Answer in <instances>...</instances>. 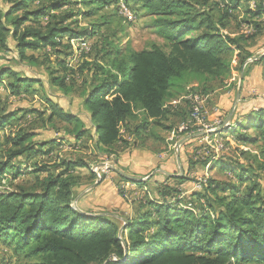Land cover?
<instances>
[{
  "label": "trees",
  "instance_id": "1",
  "mask_svg": "<svg viewBox=\"0 0 264 264\" xmlns=\"http://www.w3.org/2000/svg\"><path fill=\"white\" fill-rule=\"evenodd\" d=\"M121 1L135 14L130 0H0V50L10 52L12 40L22 61L34 62L36 52L46 51L45 62L71 67L73 42L91 41L109 24L92 22L80 29L76 28L80 27L77 19L94 18L106 8L119 15ZM133 1L156 17L153 27L163 39V46L152 44L141 51L127 48L122 53L101 36L96 43L97 62L84 88L82 106L88 121L46 99L48 121L57 119L73 125L72 133L79 141L88 135L87 125L91 123L96 148L108 154L123 141V129L139 136L148 129L150 120L159 124L170 115L166 105L175 99L172 89L198 79L228 86L234 70L241 72L256 56V49L249 43L262 33L264 23V0L230 1L229 10L238 9L244 1L255 3V9H247L245 23L256 33L235 37L222 33L227 28V12L215 21L212 6L207 11L199 10L206 8L209 0ZM51 53L58 56L55 61L49 57ZM105 61L109 65L105 66ZM254 66L264 67V57L248 64L245 76ZM58 79L54 77L51 82L57 84ZM35 84L42 82L23 77L13 68L4 67L0 72V88L12 95L30 92ZM187 107L177 112L180 121L189 119ZM35 113L43 117L46 112ZM21 117L17 112L0 109V184L9 179L15 182L25 174L18 159L31 160L50 152L44 149L49 145L33 142L34 133L18 126L12 130ZM235 126L236 130L228 132L231 137L236 135L237 142L264 146L263 109L244 115ZM7 127H12L10 132ZM210 161L191 162L190 169L198 164L207 167ZM88 163L64 162L66 172L42 179L39 173H47L48 168H35L32 174L37 175L39 190L18 186L0 192V247L40 260L33 264H264V184L254 180L256 173L237 164L242 170L235 174L234 162L214 160L210 168L233 173L238 181L228 185L208 179L189 197L195 210L188 208L189 201L182 198L179 186L190 177L179 178L178 187L171 186V178H166L168 182L156 184L162 199H143L130 217L123 215L130 214L126 208L113 213L121 214L125 225L101 211L106 203L98 202V207L91 209L79 204L78 209L87 215L76 209L75 191L79 186L65 175L77 168L91 170ZM101 176L96 189L104 181V174ZM90 178L95 183L96 174L91 172ZM151 181L122 182L147 189ZM119 189L115 187L116 196L123 201ZM90 194L81 200L87 201Z\"/></svg>",
  "mask_w": 264,
  "mask_h": 264
},
{
  "label": "rangeland",
  "instance_id": "2",
  "mask_svg": "<svg viewBox=\"0 0 264 264\" xmlns=\"http://www.w3.org/2000/svg\"><path fill=\"white\" fill-rule=\"evenodd\" d=\"M199 1L202 2V0ZM230 1L231 0H209L207 7L201 8L199 10L207 11L210 10V7L212 6L214 9L210 12L212 15H214L215 21H218L219 18L223 17L227 12L226 18H224L227 28L223 30L222 33L244 36H252L255 34V30L250 29L245 23L248 19L246 11L248 8H251L252 5L244 1L240 7H238V9L229 10L227 5H229V3L232 4ZM129 2V6L133 7L132 9H134L136 15L129 7L126 6L123 1H121L119 5V15H115L112 9L106 8L100 11V13H98V15L94 18L84 19L80 17L77 19L80 27L76 28L80 29L90 25L92 22H97L98 24H104L107 22L109 24L101 33L96 36L97 39L94 38L91 41L89 39L87 41L81 40L79 42H73L75 48L74 56L71 58V61H69L71 67H61L56 63H53L51 60V63L48 61L45 62L44 57H47L48 55L45 53L46 51L36 52L34 54V62L22 61L15 50V43L12 40L9 42L10 52L0 50V72L4 67L13 68L23 77L27 76L30 78H35L42 82V84H35L32 87L33 90L27 93L24 92L20 96L12 95L6 88H0V109H4L8 112H17L19 113V116H22L19 122H15V126H13V128L7 127L6 130L10 132L11 128L12 130H16L18 126L23 128V130L25 129L28 132H32L35 134L33 142L41 144L43 147L44 145H49L44 149H49L50 151L49 154H42L31 160H26V157L18 159V162L22 164L21 168L25 174L15 182H12L10 179L7 181L4 180L2 184H0V192H3L4 190H13L18 186L39 190V183L36 181L37 175L32 174L34 170L48 168L49 171L47 173H39L38 177L42 179L47 176L55 177L58 174L66 172V166H64V162H89L88 164L91 165V170L89 168V170L85 168H77L65 175L70 181L79 186L75 191V202L79 197L82 198L89 194L88 190L97 181L96 179L95 183L92 184L94 181L92 178H90V174L94 169H97V164L94 163L102 162L99 160V158H101L103 155V152H99V149L96 148V139L94 136L93 126L91 123L87 125L90 128V131L87 136L79 141L76 138V135L72 133L73 125L64 124L57 119L55 122L48 121L50 111H47L48 109L46 99L49 98L53 100L65 111L80 115L85 121H88V114L84 110L82 102L84 99L85 85H87L90 81V74L94 70L93 63L97 62V57H94L97 53V40L101 36L102 38L106 37L111 46H113L111 48H116L117 50L119 49L122 53L123 51H126L127 48L135 51H141L150 48L152 44L163 46V39L158 34V31L153 27V21L156 17L154 15L148 14L141 3H134L133 0H130ZM124 5L128 13L132 14V17L128 15L126 11H124ZM78 9H81V7H74V10ZM123 17L127 18L128 20L124 19ZM261 30L262 33L254 37L249 43L253 48L256 49V57L264 55V23ZM81 51H84L83 55ZM28 55L31 56V52ZM49 57H51L54 61L55 58H58L56 54L52 53L49 55ZM104 64L105 66L109 65L108 61H105ZM256 68H258V70H262V68L264 69L263 66H256ZM256 70L257 69H255V71ZM263 72L264 71H260L258 73L254 72V76L252 78L249 77L248 79H246L244 73L241 95L245 87L247 96L245 99H243V101L239 100L240 105H243L247 108H261L264 110ZM240 73L241 72L236 71V76L232 79V85L230 87H223L217 85L214 82H205L204 79L195 80L185 86L181 85L172 89V92L175 95V99L173 100L180 101L182 97L186 96L191 91L200 93L203 96H208L209 99L205 103L206 106L207 103L211 104V102L215 104L214 101H212L214 96H216L215 91L221 90L227 95V109H229L235 104L236 101V95L240 86ZM54 77L59 78L57 80L59 81L57 84L51 82ZM246 81L247 83H245ZM181 102L185 104V108L188 106V115L190 103L187 104V101L185 100H182ZM36 111L46 113L43 117H39L35 113ZM153 124L154 125L152 126V129H159L155 123ZM236 129L237 128L234 130ZM230 134L231 133L228 131L223 133L224 136ZM253 135L256 136L257 133H253ZM232 136L234 137L231 138L230 135V140H228L226 137L221 140L222 146L221 150L216 155V160L224 159L234 162L236 168H239L238 166H243L244 170L246 169L251 173H256L254 180L259 181L261 185L264 184V146L261 143L245 144L237 142V140L234 139L236 135ZM148 143L150 142L147 140L146 145H148ZM229 166L232 167L231 164ZM236 168H234L236 170L235 174L240 173L242 168H239V170ZM196 173L199 175H193V177H191L188 182L182 185L179 184L180 189L182 190V198L184 200L187 198V202L189 201L187 206L191 210H195L196 208L192 203V198L189 197L193 190L195 191V184L200 182V180L207 177L208 179L212 178L221 184L228 185L237 183L238 181L233 173L226 174L220 168L214 169V167H212L211 170L207 171L203 166L199 165ZM151 180V186L146 190L137 186V190L135 191L134 189L132 191H125L121 188L128 187V184L121 185V188L120 186H117V189L120 188L119 196L123 201L120 203V205H118L119 200H114L112 204L109 205L111 206L110 208L105 209L107 207H104L101 208V211L116 213L119 206H125V208L129 210L128 213L133 214L135 209L138 208V203L142 202L143 199H162L158 193V187L156 186V183H154V178H151ZM158 182L160 184L168 182V180H166L164 177H160ZM168 183L171 184V186L175 185V187H178V183L175 180L169 181ZM245 186L246 184L242 188ZM122 192L123 194H121ZM95 207H98L97 201L96 204L86 203L84 205V208L86 209ZM130 214L126 215L123 213L125 217L132 216V214ZM118 216L122 215L120 214ZM120 220L122 223H124L122 218H120ZM38 261H40L38 258H27L25 255L18 256L14 253L12 248H7L5 246L0 247V264H33Z\"/></svg>",
  "mask_w": 264,
  "mask_h": 264
},
{
  "label": "crops",
  "instance_id": "3",
  "mask_svg": "<svg viewBox=\"0 0 264 264\" xmlns=\"http://www.w3.org/2000/svg\"><path fill=\"white\" fill-rule=\"evenodd\" d=\"M250 4L252 5L250 9H254L255 3L252 2ZM231 36L235 37L238 35L231 34ZM236 65V62H234L235 67ZM255 69L257 70L255 71ZM260 71L262 72L263 68L262 70H258V68L254 66L249 70L246 79L249 77L252 78L255 74L254 72L258 73ZM235 74L236 71L234 70L233 78H235ZM231 83L232 80L227 87H230L232 85ZM245 83H247V81ZM215 92L216 96H214L212 100L215 104L211 102V104L207 103L205 106V114L210 121H213L216 118L223 119L225 121L230 120V124L235 126L236 124H240L242 122V117L244 115L261 109L247 108L243 105H240L239 103L234 111V105L227 109L228 101L226 93H223L221 90H217ZM246 93L247 92L244 87L240 101L245 99L247 96ZM174 101L175 100L172 102ZM170 103L171 102L168 103L166 108L171 112L170 115L172 116L168 115L166 119L161 121L159 124H156L157 128L159 129H152V126L154 125L152 120H150V126L148 129L139 136H136L134 133L131 135L126 132L125 129H123V141L114 146L113 152L109 154L103 153L101 158H99V160L102 162L97 163L96 165L98 167L99 165L104 164L109 167L104 169L105 172L103 183L99 188H95L88 192L91 193L87 200L89 201L88 203L87 201L83 202V200H81L82 198L79 197L77 200V207H79V204L80 207L86 203L96 204L97 201V203H106L107 208L105 209L110 208L111 206L109 205L112 204L114 200H120V198L116 196L115 187L119 186L120 184H124L122 182L126 179L124 175H128L140 180H146L144 182L154 178V183L156 184H159L158 180L160 177L171 178L170 181L174 179L177 181L179 178L184 177V175L190 178L193 177V175H199L196 172L200 164L194 165L193 169H190V163H196L198 160H211V158H204L199 154L203 145V142L201 141L202 137H186L185 135L187 133L180 131L179 129L180 126L186 121H180L179 118H177V112L181 111V108H183L185 104L181 102L176 105H170ZM232 112L233 115L231 116ZM137 124L138 123L135 125ZM172 132H176L175 137L172 136ZM147 140L150 142L148 145H146ZM213 162L214 160H211L207 167L203 166L205 170H211L210 166ZM111 167L113 169H110ZM198 184L199 183H196L195 186ZM128 185L129 186L126 187L127 191H132L133 189L134 191L137 190L134 183H128ZM121 202L122 201H118V205H120ZM117 209L123 212L125 206H119ZM105 215L120 219L119 216L111 212L105 213ZM122 221L125 223L123 219Z\"/></svg>",
  "mask_w": 264,
  "mask_h": 264
},
{
  "label": "built area",
  "instance_id": "4",
  "mask_svg": "<svg viewBox=\"0 0 264 264\" xmlns=\"http://www.w3.org/2000/svg\"><path fill=\"white\" fill-rule=\"evenodd\" d=\"M124 11L132 17V14L128 13L125 8V5ZM182 100L190 103V116L189 119L180 126V131L188 133L189 137H202L201 141L203 142V145L199 154L204 158H211L212 161L216 160V155L221 150V140L224 139V137L230 140V135L224 136L223 133L234 130L236 126L226 123L223 119L216 118L215 120L210 121L206 117L205 103L208 100L207 96L190 91L186 96L182 97L180 101L175 100L174 102H171L170 105L179 104ZM172 136L175 137L176 132H172ZM95 171L96 170L94 169L93 172L95 173ZM104 172L105 170H102L99 175L101 176ZM207 180V177L200 180V182H198L199 184L195 186V191H200L202 185L206 183ZM121 189L127 191L125 187H122Z\"/></svg>",
  "mask_w": 264,
  "mask_h": 264
},
{
  "label": "water",
  "instance_id": "5",
  "mask_svg": "<svg viewBox=\"0 0 264 264\" xmlns=\"http://www.w3.org/2000/svg\"><path fill=\"white\" fill-rule=\"evenodd\" d=\"M263 57H264V55H262V56H260V57H253V58H251V59H249V60L247 61L246 65L249 64V63H251V62L260 61ZM246 65L243 67V69H242V71H241V73H240V86H239V89H238V92H237V95H236V101H235V104H234V109H233V111L235 110L236 106L238 105L239 100H240V97H241V89H242V84H243V79H244V73H245V67H246ZM232 115H233V112L231 113V116H232ZM231 116H230V118H231ZM230 118H229V119H230ZM226 123L230 124V120L226 121ZM194 137H200V136H194ZM105 168H109V167L106 166V165H104V164L99 165V166L97 167V169H96V171H95V174H96V176H97V181H96V183H95V184H94V185H93L88 191H91V190L95 189V188L100 184V182H101V176H100L99 174H100V172H101L102 170H104ZM110 169H113V168L111 167ZM118 172H119V171H118ZM124 177H125L127 180L134 181V182L146 181V180H140V179H137V178H134V177L128 176V175H124ZM75 207H76L77 210H79L78 207H77V200H76V202H75ZM79 211H80L82 214L87 215L85 212H82L81 210H79ZM126 224H127V222L125 221V225H126ZM122 230H123V228H122ZM122 230L120 231V236H121Z\"/></svg>",
  "mask_w": 264,
  "mask_h": 264
}]
</instances>
